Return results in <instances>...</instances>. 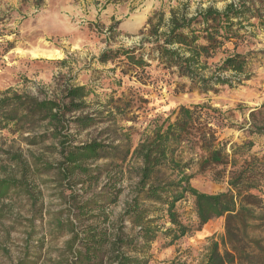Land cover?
I'll use <instances>...</instances> for the list:
<instances>
[{
	"label": "trees",
	"instance_id": "16d2710c",
	"mask_svg": "<svg viewBox=\"0 0 264 264\" xmlns=\"http://www.w3.org/2000/svg\"><path fill=\"white\" fill-rule=\"evenodd\" d=\"M259 2L233 0L221 10L208 6L191 16L174 9L166 19L150 18L137 46L108 48L97 61L121 60L142 71L150 64L147 60L156 61L203 93L215 92L218 85L238 86L249 79L252 51L237 48L257 29L264 30V0ZM219 52L225 56L209 63ZM90 93L86 86L66 83L56 99L13 89L0 94V130L22 135L42 123L44 134L54 142L49 149L58 156L54 163L40 161L33 168L14 152L10 159L17 176L0 177V200L26 197L30 211H35L26 218L21 252L13 264H148L152 242L162 239L163 246L171 245L219 217H224V234L220 242L211 240L203 264H264V156L251 152L252 140L227 148L228 140L220 132L233 127L231 110L206 102L179 105L166 116L157 115L150 133L133 150L114 144L116 139L77 144L71 125L78 132L98 123L92 112L83 113ZM114 109L122 114L119 106ZM77 111L82 112L67 116ZM249 116H264V103ZM100 159L104 162L90 163ZM38 167L41 173L55 174L52 182L66 205L65 214L59 211L45 219L43 206L33 210L39 191L34 192L28 179ZM202 173L225 181L226 190L196 189L191 180ZM76 176L81 177L74 180ZM101 176L104 180L91 196L80 200L83 194L65 195L72 182L90 189ZM124 189L126 200L112 216L107 209L117 204ZM186 197L193 199L196 229L184 224L176 211V204ZM36 219L47 223L43 238L36 236ZM47 235L62 240L57 255L44 260Z\"/></svg>",
	"mask_w": 264,
	"mask_h": 264
},
{
	"label": "rangeland",
	"instance_id": "374dc122",
	"mask_svg": "<svg viewBox=\"0 0 264 264\" xmlns=\"http://www.w3.org/2000/svg\"><path fill=\"white\" fill-rule=\"evenodd\" d=\"M231 1L0 0V94L13 89L39 99H56L66 83L86 86L91 93L84 99L87 107L83 108V113L92 112L98 123L78 132L71 125L69 132L74 134V141L78 144L93 138L103 142L116 139L114 144H127L131 150L150 133L152 120L157 115L166 116L179 105L206 102L221 111L231 110L229 120L233 127L220 132V137L228 140V149L232 143L252 140L251 152L264 156V116H249L264 103V30L257 29L246 45L237 48L239 52L252 51L249 79L235 87L218 85L215 92L203 93L179 78L174 69L157 66L156 61L147 60L150 64L144 71L130 68L121 60L97 61L99 54L108 48L137 46L140 32L150 18L162 15L166 19L174 9L187 16L208 6L221 10ZM253 1L260 3V0ZM227 47L231 49L232 45L227 44ZM42 53L54 55L49 58ZM224 56L225 53L219 52L209 63H216ZM116 105L122 114L115 111ZM41 124L22 135L0 130V177L17 176L15 163L10 159L14 152L33 168L40 161L54 163L57 160V153L49 149L54 142L44 134L46 127ZM258 130L260 133H256ZM33 137L35 143H32ZM102 162L103 159L90 163ZM35 172L28 179L34 192L39 191L33 210L43 206L45 219L53 218L59 211L65 214L66 205L59 199V189L56 190L52 182L55 174L52 171L41 173L40 167ZM103 180L101 176L98 184L90 189L72 182V189L66 190L65 195L77 192L83 194L80 200L85 199L99 190ZM191 184L207 193L227 188L225 181H214L207 173L197 174ZM126 197L124 189L117 204L107 209L112 216L120 212ZM30 210L26 197L0 200V264H13L18 259L26 218L35 212ZM176 211L184 224L196 229L191 197L178 202ZM35 222L38 225L36 236L43 238L47 223L39 219ZM163 222L169 226L168 222ZM223 234L224 217H219L171 245L163 246L164 241L158 239L151 243L148 264H203L211 240L220 242ZM45 240L42 256L48 260L57 255L62 239L51 240L47 235Z\"/></svg>",
	"mask_w": 264,
	"mask_h": 264
},
{
	"label": "bare ground",
	"instance_id": "6f19581e",
	"mask_svg": "<svg viewBox=\"0 0 264 264\" xmlns=\"http://www.w3.org/2000/svg\"><path fill=\"white\" fill-rule=\"evenodd\" d=\"M33 54H34V56H37L38 55L37 53H33ZM41 55H46L47 57L51 58V57H53L54 54H51V53H47V54L42 53Z\"/></svg>",
	"mask_w": 264,
	"mask_h": 264
}]
</instances>
